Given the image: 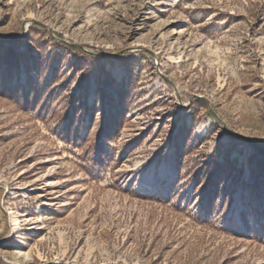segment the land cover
Instances as JSON below:
<instances>
[{
  "label": "rangeland",
  "instance_id": "obj_1",
  "mask_svg": "<svg viewBox=\"0 0 264 264\" xmlns=\"http://www.w3.org/2000/svg\"><path fill=\"white\" fill-rule=\"evenodd\" d=\"M0 40V264H264V0H0Z\"/></svg>",
  "mask_w": 264,
  "mask_h": 264
},
{
  "label": "water",
  "instance_id": "obj_2",
  "mask_svg": "<svg viewBox=\"0 0 264 264\" xmlns=\"http://www.w3.org/2000/svg\"><path fill=\"white\" fill-rule=\"evenodd\" d=\"M47 30H48L49 34L52 36L51 31H50L49 29H47ZM21 33H23V27L21 28ZM11 41H12V40H10V41H6V42H11ZM0 42H2V41L0 40ZM211 111H212L214 117H215L218 121H220V122L223 124L222 120H221V119L219 118V116L215 113V111H214L213 109H211ZM225 134H226V133H225Z\"/></svg>",
  "mask_w": 264,
  "mask_h": 264
},
{
  "label": "bare ground",
  "instance_id": "obj_3",
  "mask_svg": "<svg viewBox=\"0 0 264 264\" xmlns=\"http://www.w3.org/2000/svg\"><path fill=\"white\" fill-rule=\"evenodd\" d=\"M160 189H161V191H163V188L162 187H160ZM155 191H159V190H155ZM25 258H27L28 256H24Z\"/></svg>",
  "mask_w": 264,
  "mask_h": 264
}]
</instances>
